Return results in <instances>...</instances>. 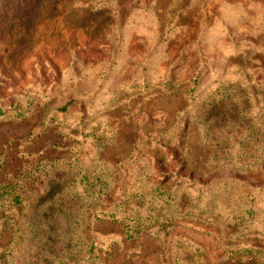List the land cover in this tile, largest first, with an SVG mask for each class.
Listing matches in <instances>:
<instances>
[{
  "label": "trees",
  "instance_id": "16d2710c",
  "mask_svg": "<svg viewBox=\"0 0 264 264\" xmlns=\"http://www.w3.org/2000/svg\"><path fill=\"white\" fill-rule=\"evenodd\" d=\"M199 2L207 11L219 4ZM256 22L263 31L264 13ZM199 59L202 66L189 81L185 99L195 103L186 105L175 131L155 126L121 161L106 160L108 133L99 134V125L87 130L83 123L80 130L69 131L57 124L56 109L44 126H55L53 133L62 142L51 144L48 155L24 153L32 159L14 171L0 154V223L12 237L20 233L15 249L23 257L22 263L8 264H106L111 253L128 256L142 249L145 235L165 247L169 233L181 226L215 235L222 264L262 263L263 59L250 73L239 68L240 80L232 86L219 73L212 94L202 102L199 87L210 70L208 60ZM250 81H256L254 92L242 85ZM74 101L57 112L67 111ZM1 105L0 116H6L9 111ZM10 111L25 117L19 99L12 98ZM36 132L23 138L24 144ZM103 223L118 230L104 234L97 229ZM163 255L170 264H209L206 249L185 235L174 236Z\"/></svg>",
  "mask_w": 264,
  "mask_h": 264
},
{
  "label": "rangeland",
  "instance_id": "374dc122",
  "mask_svg": "<svg viewBox=\"0 0 264 264\" xmlns=\"http://www.w3.org/2000/svg\"><path fill=\"white\" fill-rule=\"evenodd\" d=\"M195 2L0 0V103L9 111L0 116V154L11 169L32 159L24 153L45 156L51 144L62 142L53 133L55 126H44L54 109L57 124L69 131L99 125V134L108 133L104 156L116 163L155 126L175 131L191 103L185 99L189 81L202 66L199 55L210 70L199 87L200 102L212 94L219 73L232 86L240 80L239 70H255L258 58L264 65V29L258 31L256 22L264 0H218V8L209 11ZM191 22L199 28L190 27ZM201 38V45L194 44ZM255 82L242 85L254 92ZM12 98L24 105V118L10 111ZM73 100L67 111L57 112ZM35 130L30 141L40 136L37 141L24 144L23 138ZM192 135L191 130L196 154ZM21 224L29 227L27 221ZM97 229L104 234L118 230L105 223ZM13 234L0 223V264L23 261L15 249L20 233ZM176 235L201 244L209 264H222L215 235L182 226L169 233L165 247L145 235L142 249L128 256L111 253L106 264H170L163 253ZM259 244L264 252V238Z\"/></svg>",
  "mask_w": 264,
  "mask_h": 264
}]
</instances>
